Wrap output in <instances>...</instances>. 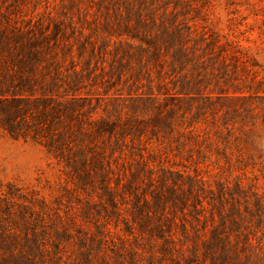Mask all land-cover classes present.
<instances>
[{
  "label": "rangeland",
  "instance_id": "374dc122",
  "mask_svg": "<svg viewBox=\"0 0 264 264\" xmlns=\"http://www.w3.org/2000/svg\"><path fill=\"white\" fill-rule=\"evenodd\" d=\"M169 2L197 33L237 45L263 79L264 0H153L160 11ZM129 11L128 0H0V264H60L47 256L58 232H69L64 258L82 264L81 234L125 228L117 215L132 220L147 194V168L130 155L160 156L150 142L163 129L127 122L152 103L156 78L144 49L118 37ZM165 152L182 170L177 150Z\"/></svg>",
  "mask_w": 264,
  "mask_h": 264
},
{
  "label": "trees",
  "instance_id": "16d2710c",
  "mask_svg": "<svg viewBox=\"0 0 264 264\" xmlns=\"http://www.w3.org/2000/svg\"><path fill=\"white\" fill-rule=\"evenodd\" d=\"M157 7L128 0L118 37L139 44L155 66L156 78L148 75L152 103L127 122L163 129L155 128L159 139L150 142L160 156L131 153L147 168L149 190L132 220L117 215L125 228L113 231L107 222L81 234L82 264H264V186L256 174L264 178V77L250 74L237 45L197 33L173 2ZM169 148L186 161L182 170L165 165ZM132 184L125 187L134 196ZM68 236L58 232L55 248L47 247L60 264L72 263L63 255Z\"/></svg>",
  "mask_w": 264,
  "mask_h": 264
}]
</instances>
